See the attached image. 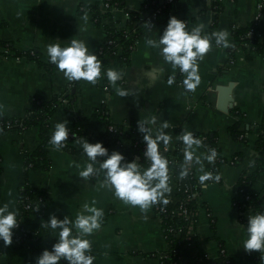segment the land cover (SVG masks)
<instances>
[{"label": "crops", "instance_id": "1", "mask_svg": "<svg viewBox=\"0 0 264 264\" xmlns=\"http://www.w3.org/2000/svg\"><path fill=\"white\" fill-rule=\"evenodd\" d=\"M102 1L0 0V41L4 43L0 46V113L22 117L30 106L32 96L40 95L49 100L56 93L65 91L70 82L63 73L59 70L49 73L37 61L27 60L17 52L35 49L46 62L49 44L59 42L61 46H67L73 38L83 40L90 52H94L105 39V28L97 25L91 10L82 8ZM144 1L126 0V7L137 11ZM216 1L222 4V10L214 32L227 30L230 46L224 48L212 42V50L198 62L201 83L194 92L186 91L181 83L169 85L167 80L174 70L165 63L157 49L145 43L147 38L159 39L168 20L139 37L128 65L121 64L117 56L108 61L107 69L114 68L125 73L116 87L110 84L111 92L103 89L102 78L95 86L82 80L76 97L66 100L65 105L50 117L49 133L52 136L56 123L67 120L69 125L79 115L89 134L88 141L97 143L96 137L105 131L106 125L94 115V110L105 103L113 121L125 124L126 131L133 138L143 139L138 131V121L152 116L158 118V123L169 121L170 127L165 131L172 137L171 147L180 142L176 136L183 130L192 131L195 135H215L226 162L220 165V181L208 182L206 188L203 186L198 223L188 235L192 243L191 252L215 257L222 241L235 264H256L251 254L243 249L247 224L240 221L241 213L235 208L233 198L238 178L256 155L257 128L264 118V56L253 54L249 57L244 49L239 48L230 62L229 48L235 42L233 26L252 23L261 0H176L173 13L187 19L190 29L204 23L206 30L217 19V12L213 9ZM127 9L112 11L114 19L120 24L127 19ZM85 15L87 21L83 19ZM164 18H167L166 14ZM258 31L264 37V18L258 23ZM179 74V69H176L175 80ZM223 87H228L233 97V107L228 111L220 108V88ZM116 88L128 91L129 95L121 97ZM238 112L244 115L239 127V131H245L242 133L244 139H236L231 131L239 120ZM131 123L136 124L135 129H132ZM122 143L125 148L131 145L130 139H124ZM37 145L36 128L23 133L10 130L0 135V207L11 201L10 210L18 211L17 220L25 221V229L30 234L18 240L14 232L13 243L8 247L0 240V264H35L43 250H51L59 233V229L53 231L41 227V222L49 220L53 213L59 219L68 216L74 221L77 214L83 211L82 206L85 203L91 206L93 200L96 201L95 207L103 209L104 213L101 228L85 237L91 241V254L95 257L93 264H163L159 256L167 250V241L155 206L142 212L138 207L124 204L114 197L112 191L100 187L104 172H99L98 178L91 177L87 181L79 177V172L86 168L89 161L75 138L69 142L73 151L69 148L55 151L53 146L50 147L52 167L48 172L31 170L27 175L23 150L33 151ZM112 151H119L127 162L135 159L122 148L113 147L109 153ZM203 153H207L205 146L197 151V154ZM241 153V162L231 164V160ZM77 164L79 168L75 166ZM210 165L207 160L204 161L206 172ZM94 167L99 168V163ZM147 167L144 164L143 168ZM191 170L197 179L202 175L199 165H194ZM27 179L48 196L44 207L33 213L29 220L23 219L21 203V189ZM170 184L172 192L167 196L169 201L175 200L178 193L177 182L172 177ZM252 189L255 192L264 190V168L253 182ZM249 215L254 214L246 213L247 218ZM64 263L67 264L66 261Z\"/></svg>", "mask_w": 264, "mask_h": 264}, {"label": "clouds", "instance_id": "2", "mask_svg": "<svg viewBox=\"0 0 264 264\" xmlns=\"http://www.w3.org/2000/svg\"><path fill=\"white\" fill-rule=\"evenodd\" d=\"M83 19L87 21V15ZM144 27L151 31L154 25L148 21ZM205 28L206 25L200 23L188 31L184 20L172 16L159 39H146V45L157 49L165 63L170 64L174 70L173 75L167 80L169 85L175 82V70L179 69L185 76L183 80L185 90L194 92L201 83L198 62L212 50L213 38L216 46L224 48L230 46V34L227 30L214 32L209 36L202 34ZM47 55L49 62L55 65L69 82L83 80L95 86L102 78L103 62L96 54L90 52L83 40L73 38L67 46H61L59 42L49 44ZM124 75L123 71L114 68L106 71L107 79L113 87H116ZM116 91L121 97L129 95V92L122 88H116ZM68 123L65 120L55 124V130L49 140L53 150L59 151L66 147L70 134ZM169 127V121L163 120L162 123H158L156 116L138 121V131L143 135V142L146 145L143 155L149 162L147 168H142L138 163V157L132 162H127L119 151L109 153L103 143H90L85 137L75 136V142L82 147L89 161L86 168L79 172V177L87 181L103 171L105 175L100 187L107 188L113 192L115 198L126 205L138 207L142 212H147L154 205H167L169 203L167 196L172 192L170 162L160 149L162 144L164 152H167L171 146L172 137L165 131ZM176 140L182 142L184 146V158L179 172L181 180L189 176L194 165H199V171L202 173L199 180L202 186L206 188L207 181H220V175H213L204 170L205 160L210 164L215 162L217 158L215 149L208 148L207 153L197 154L198 149L204 147L203 141L188 130L178 134ZM97 163L98 169L94 167ZM75 166L80 167L78 164ZM10 204L11 201L0 207V240L4 242L5 247L12 245L14 229L20 225L17 220L19 213L10 210ZM95 204V200L91 206L85 203L82 206L83 211L77 214L74 221L68 216L59 219L54 213L50 215L49 220L42 221L41 227L51 228L53 231L59 229V233L57 242L51 250H43L36 258L35 264H60L61 260L67 264H93L95 257L91 254V241L85 237L101 228L104 215L103 209L95 207ZM237 225L239 226L238 223ZM246 232L247 239L243 242V249L249 254L258 252L261 262H264V213L248 216Z\"/></svg>", "mask_w": 264, "mask_h": 264}, {"label": "trees", "instance_id": "3", "mask_svg": "<svg viewBox=\"0 0 264 264\" xmlns=\"http://www.w3.org/2000/svg\"><path fill=\"white\" fill-rule=\"evenodd\" d=\"M175 1L176 0H145L141 8L137 11L128 10L126 7V0H103L94 5L83 6V10L86 9L93 12V18L97 25L105 28V39L93 52L97 55L98 59L103 62V89L105 88L107 92H111V86L106 76L108 61L117 55L121 64L128 65L130 63L132 53L136 48L137 40L142 34L149 31L144 27L145 22L151 21L155 27L156 25L167 22L169 20L168 18L176 16L178 19L184 20L187 30L191 31L189 28V21L173 13ZM105 2L110 3L111 8L102 11V6ZM117 8L128 10L127 19L123 24H120L113 17L112 11ZM213 9L217 12V19L208 29L204 30L202 33L203 35L211 36L212 33H214V29L218 24L219 13L222 10V4L219 1L214 2ZM165 14L167 15V20L164 18ZM252 27L256 28L257 31L258 23L253 21L247 26H233L232 35L235 42L229 48L230 62L233 61L235 52L239 48H245V44H249L258 53L264 51V37L261 39L258 37V34L252 37L248 36V32ZM212 42L215 43L214 38ZM2 45H4V43L0 41V46ZM17 55L24 56L27 60L37 61V63L41 67L46 68L49 73H54L58 70L55 65L49 62V57L48 60L44 62L41 54L35 49H31L24 53L17 52ZM184 79V75L180 73L175 82L183 84ZM81 81L71 82L63 93H56L49 100L44 99L40 95L32 96L30 106L26 114L22 117H10L0 113V135L10 130H17L23 133L31 128L37 129V147L33 151L23 150L24 165L27 175L31 170L48 172L51 169L52 162L49 157V149L52 145L49 143L51 138L49 133V119L60 106L65 105L66 100H73L76 97V92L80 87ZM94 115L101 119L106 125L105 131L96 137L97 142L103 143L108 151L113 147L122 148L126 150L130 157H138V162L142 168L144 164L149 166V162L145 160L143 155L146 149L143 139L133 138L131 133L126 131L125 124L115 123L105 103L94 110ZM238 115L239 120L231 129L236 139H240V135L245 132L239 131L244 115L240 112H238ZM131 126L132 129L136 128L135 123H131ZM68 129L70 134L65 148H69L73 151V149L70 148L69 142L75 138V136L87 138L89 134L83 127L79 115L73 123L68 125ZM257 132L258 137L254 146L256 155L253 161L244 168L234 186L236 196L233 198V204L241 213L239 216L240 221L245 224H247L248 219L246 213L251 212L254 215L264 213V190L255 192L252 189L253 182L258 178L264 168V118L257 128ZM195 136L203 141L206 149L213 148L216 150L217 158L214 163H211L209 170L213 175L218 174L221 176L219 171L220 165L225 163L226 159L223 158L220 153L216 136L211 134H197ZM124 139H130L131 145L129 147L125 148L123 146L122 140ZM183 147L182 142H179L175 147L170 146L167 152H164L163 146L160 149L170 162V174L178 180L180 191L177 194V197L180 199L178 202L169 201L167 205H154L156 216L161 222L163 233L167 241V250L162 254L165 256L162 260L163 264H235L233 257L227 252L224 243L220 240L219 252L215 257H209L205 253L194 255L191 252L188 232L191 227H196L198 223L199 199L202 194L203 186L200 180L195 177L192 170L186 179L181 180L179 178L180 164L183 163L184 158ZM242 158V153L236 155L233 158V164H239ZM95 178H98V176L92 177V179ZM208 182L214 181H207L206 183ZM40 198H43V202L39 201ZM47 198L48 196L43 189L35 188L27 179L25 185L21 189V203L24 205L30 199L32 200L33 208L24 210V218L29 220L33 213L43 208ZM36 207H38V209ZM19 224V227L14 229V232L15 235L22 236L24 239L30 234L25 229V221H19ZM212 229L213 231L216 230L215 223L212 224ZM251 258L256 264L262 263L258 252H252ZM60 264H65L64 260H61Z\"/></svg>", "mask_w": 264, "mask_h": 264}, {"label": "built area", "instance_id": "4", "mask_svg": "<svg viewBox=\"0 0 264 264\" xmlns=\"http://www.w3.org/2000/svg\"><path fill=\"white\" fill-rule=\"evenodd\" d=\"M168 1H171V0H168ZM111 7H110V3H108V2H105L104 4H103V6H102V11H106L107 9H110ZM264 18V0H261V2L259 3V5H258V12H257V14H256V18H255V22L256 23H259V21L260 20H262ZM255 34H258V37L259 38H261L262 39V37L263 36H261V34L259 33V31L257 30L256 31V28H254V27H252L250 30H249V32H248V36H250V37H252V36H254ZM242 49H244V51L246 52V54L248 55V56H250V55H253V54H259V55H263L264 56V51L262 52V53H258L254 48H252L249 44H245V48H242ZM115 56H117V55H115ZM71 83V82H70ZM69 83V84H70ZM240 138L241 139H244L245 138V135L244 134H241L240 135ZM123 141V140H122ZM231 164H233V159L231 160ZM208 172H211L210 170H208ZM171 175V177L172 178H174L175 179V181L177 182V185H178V193L180 192L179 191V183H178V180L172 175V174H170ZM177 193V194H178ZM180 199L178 198V197H176V199L175 200H170V201H179ZM40 202H43V198H40V200H39ZM33 208V206H32V200H28V202L26 203V204H24L23 205V209L24 210H26V209H32ZM37 209H38V207H36ZM185 212H186V210H185ZM23 219H24V216H23ZM211 219H212V221L214 222V219L212 218V216H211ZM19 222V221H18ZM193 228L191 227L190 229H189V232L192 230ZM189 232H188V235H189ZM17 236V235H16ZM177 236V235H176ZM188 238H189V236H188ZM17 239L18 240H22L23 238H22V236H17ZM190 240V239H189ZM191 241H190V243H189V246L191 247ZM165 256L164 255H160L159 256V259L161 260V262L163 263V258H164Z\"/></svg>", "mask_w": 264, "mask_h": 264}, {"label": "water", "instance_id": "5", "mask_svg": "<svg viewBox=\"0 0 264 264\" xmlns=\"http://www.w3.org/2000/svg\"><path fill=\"white\" fill-rule=\"evenodd\" d=\"M221 91V104L220 108L228 111L231 107H233V97L230 94L228 87L220 88Z\"/></svg>", "mask_w": 264, "mask_h": 264}]
</instances>
